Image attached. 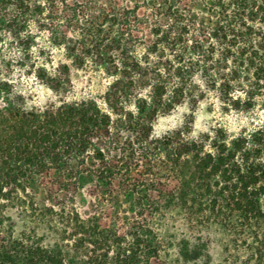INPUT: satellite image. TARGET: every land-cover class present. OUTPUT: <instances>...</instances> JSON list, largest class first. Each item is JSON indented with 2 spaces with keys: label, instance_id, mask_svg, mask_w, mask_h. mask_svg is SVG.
I'll use <instances>...</instances> for the list:
<instances>
[{
  "label": "trees",
  "instance_id": "16d2710c",
  "mask_svg": "<svg viewBox=\"0 0 264 264\" xmlns=\"http://www.w3.org/2000/svg\"><path fill=\"white\" fill-rule=\"evenodd\" d=\"M0 33L59 97L28 107L0 79V264H162L177 215L224 233L227 264H264V126L155 131L213 95L264 112V0H0ZM73 68L104 95L69 99ZM198 240L179 264H210Z\"/></svg>",
  "mask_w": 264,
  "mask_h": 264
},
{
  "label": "rangeland",
  "instance_id": "374dc122",
  "mask_svg": "<svg viewBox=\"0 0 264 264\" xmlns=\"http://www.w3.org/2000/svg\"><path fill=\"white\" fill-rule=\"evenodd\" d=\"M0 33V79L10 81L15 85V93L23 96L24 103L28 107H43L51 103H58L57 94L42 84L35 75L28 74L27 68L21 65V58L18 48L13 46L11 40L3 37ZM56 59L64 60L61 53ZM30 62L28 60L25 61ZM71 81L73 88L68 94L69 99H83L88 96H102L106 92L110 80L101 73L88 72L73 68L71 71ZM191 126L189 137L197 139L207 134L212 135L216 129L223 128L230 136H237L242 133H249L260 126H264V112L254 111H226L221 108L216 96H211L203 100L198 106L192 107L187 102L178 106L170 114L160 117L155 125L156 134L161 136L184 127ZM175 183L168 185V188ZM77 208L84 216L90 215L93 198L83 191L77 199ZM14 214V213H13ZM175 218V215H174ZM170 234L167 241L170 246L167 254L162 260V264H179L178 243L181 239H189L193 244L199 243L198 238L202 236L203 241L209 243V252L212 257L210 264H227L230 259L237 258V252L228 254L225 250L229 243L228 237L217 229L211 232H192L185 226L180 215L169 222ZM22 231V224L18 223L16 235ZM199 264H205L200 262Z\"/></svg>",
  "mask_w": 264,
  "mask_h": 264
}]
</instances>
